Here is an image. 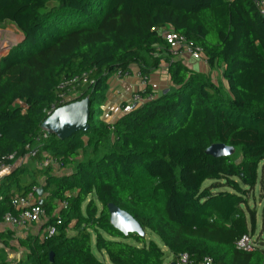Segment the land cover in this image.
Here are the masks:
<instances>
[{
	"label": "trees",
	"instance_id": "obj_1",
	"mask_svg": "<svg viewBox=\"0 0 264 264\" xmlns=\"http://www.w3.org/2000/svg\"><path fill=\"white\" fill-rule=\"evenodd\" d=\"M5 24L23 39L0 60V163L34 153L36 166H20L0 184V223L18 214L15 199L29 195L48 214L38 235L18 239L24 264H104L93 254L92 233L112 264H164L147 232L175 259L264 264L263 248L237 247L256 230L248 200L264 171V16L255 0H0ZM168 28L201 50L222 83L175 60L163 38ZM164 65L172 90L155 97L147 86L141 94L150 101L104 121L112 76L135 69L148 84ZM85 73L90 83L71 91L68 104L89 99L88 131L44 138L59 85ZM216 144L236 150L239 160L210 155ZM44 155L69 174L40 168ZM110 205L130 214L144 235L115 229ZM57 217L59 233L42 239ZM12 239L0 234L6 246ZM0 264H8L1 254Z\"/></svg>",
	"mask_w": 264,
	"mask_h": 264
},
{
	"label": "built area",
	"instance_id": "obj_2",
	"mask_svg": "<svg viewBox=\"0 0 264 264\" xmlns=\"http://www.w3.org/2000/svg\"><path fill=\"white\" fill-rule=\"evenodd\" d=\"M255 5L259 9V12L262 16H264V0H255ZM164 41L170 47V51L175 58V60H182L185 62H207L204 60L202 56V52L200 49L194 48L191 44L187 42V39L178 34L174 29L168 28L163 32ZM1 47V46H0ZM2 48V47H1ZM1 60V59H0ZM133 70L125 71L124 73L118 72L116 77L118 79H127L132 77L133 75H137L140 79L143 80L145 85L146 81L141 76L140 72L137 73ZM90 83V74L85 73L81 76L73 77L69 80H64L58 87V101L55 105H53L46 114L50 117L57 109L66 106L68 103L73 101V97L70 96L71 91H75L76 88L80 85H87ZM152 98H144L141 92H135L132 95L131 101L125 106L122 104L121 109L123 111L129 110L134 105L143 106L147 101H150ZM23 108V112L26 111V106L18 102ZM44 138H47L51 133L44 130ZM35 154H31L24 159L18 160L14 165L6 166L0 163V184L3 180L10 175L15 169L23 166L28 160H31ZM13 159V157L11 158ZM40 168H49L52 167L56 173H60L64 171L63 165L57 162L49 155H44L43 160L39 164ZM14 206L18 212L17 215L7 214L3 221L0 223V230L3 227L7 228H15L21 230H27L30 225H43L48 220L47 210L38 203L37 199L33 195H29L28 197H19L14 200ZM66 208L63 205L62 209ZM62 220L57 217L56 224L54 226L48 227L42 234L41 238H49L56 236L59 232V226H61ZM68 233H72V226L69 228ZM238 249L251 252L256 250L259 246L256 245L255 240L250 237V235L244 236L242 240L237 245ZM175 264H214L213 259L205 258L203 261L196 263L191 257L187 254L180 255L178 258L173 261Z\"/></svg>",
	"mask_w": 264,
	"mask_h": 264
},
{
	"label": "crops",
	"instance_id": "obj_3",
	"mask_svg": "<svg viewBox=\"0 0 264 264\" xmlns=\"http://www.w3.org/2000/svg\"><path fill=\"white\" fill-rule=\"evenodd\" d=\"M188 66L198 72L209 75L215 84L222 83L221 71L218 69L211 70L204 62H186ZM136 73L138 70H134ZM108 91L106 94V102L104 106V121L108 124L115 123L119 118L124 116L128 110L123 111L121 109L122 104L125 106L131 101L132 95L135 92H143L147 88L152 89L155 93V97L160 96L164 92L173 89V84L167 72L166 66H162L160 69L152 73L149 77L148 84L145 85L142 79H140L136 74L127 79H118L116 75L112 76L108 81ZM76 97V96H74ZM28 160L26 163H28ZM25 163V164H26ZM31 163L36 166V162L31 161ZM24 164V166H25ZM29 165V166H33ZM69 174L68 170L64 169L59 175ZM38 229V226L31 227V229ZM29 229L21 230L15 228L3 227L0 230V234H13V239L10 241V245L6 246L0 240V254L1 252H8V256L11 259L10 264H24L27 261V252L25 249L21 248L18 244L19 238H26L28 236L38 235V230L36 233H29ZM40 233V232H39ZM72 232L71 235H74ZM9 264V263H8Z\"/></svg>",
	"mask_w": 264,
	"mask_h": 264
},
{
	"label": "water",
	"instance_id": "obj_4",
	"mask_svg": "<svg viewBox=\"0 0 264 264\" xmlns=\"http://www.w3.org/2000/svg\"><path fill=\"white\" fill-rule=\"evenodd\" d=\"M89 99L73 102L66 106L57 109L50 117H48L42 129L54 134L60 140H67L73 134L82 131L86 132L89 129ZM137 105L133 106L136 109ZM234 149L226 147L222 144L213 145L208 153L216 158L230 156ZM42 189L38 190L41 197ZM112 226L123 233L129 235H144V231L138 222L127 212L121 210L116 205L109 206ZM51 261H54V256L51 255ZM171 264H175L174 262Z\"/></svg>",
	"mask_w": 264,
	"mask_h": 264
},
{
	"label": "rangeland",
	"instance_id": "obj_5",
	"mask_svg": "<svg viewBox=\"0 0 264 264\" xmlns=\"http://www.w3.org/2000/svg\"><path fill=\"white\" fill-rule=\"evenodd\" d=\"M23 39V34L16 28V26L11 24H5L0 27V59L4 57L7 53L9 48H12L13 46L20 43ZM230 156H234L237 160H239V155L237 154L236 150H233L230 154ZM33 165L31 163V160L25 164V166ZM210 182L206 183V186H209ZM95 199V197H93ZM249 209L251 212L255 213L256 216V230L255 232H250V237L255 240V243L257 246L264 249V171L261 169L259 171V179H258V185L255 188V191L251 196L249 197ZM100 207V205H99ZM83 210L85 211V205L83 207ZM249 216V215H248ZM38 226V229H31V227ZM40 225H30L28 227L29 233L34 232L36 233L38 230V234L40 232ZM250 229L252 227L250 226ZM73 230V229H72ZM74 232V231H72ZM153 240L157 243L160 249L165 253V259L164 264H171L174 261V257L169 252V250L164 246L161 239L156 236L155 234L151 232H147V241ZM130 244H133V241L128 240L127 241ZM96 235L91 234V245H92V251L95 257L101 261L104 264H112L104 252H99L96 246ZM1 256L7 263H11V259L8 256V252H1Z\"/></svg>",
	"mask_w": 264,
	"mask_h": 264
}]
</instances>
